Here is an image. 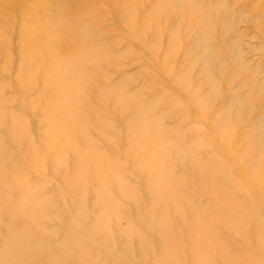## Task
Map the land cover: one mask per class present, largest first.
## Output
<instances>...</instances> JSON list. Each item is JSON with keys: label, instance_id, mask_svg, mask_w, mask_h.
Listing matches in <instances>:
<instances>
[{"label": "bare ground", "instance_id": "6f19581e", "mask_svg": "<svg viewBox=\"0 0 264 264\" xmlns=\"http://www.w3.org/2000/svg\"><path fill=\"white\" fill-rule=\"evenodd\" d=\"M24 1L0 0V72H15L17 101L23 110L0 108V264H133L128 257L131 252L149 256L143 264H259L256 257L264 256V162L243 169L240 180L233 179L232 171L223 170L221 161L234 159L231 150L220 148L217 154H208L210 149L202 139L194 137L198 129L190 137L181 133L175 139L163 128V116L153 112L148 100L125 94L123 81H110L109 72L120 66L117 60L122 54L115 49L118 40L112 44L97 41L105 16L95 0ZM127 1L117 2L118 12L112 17L129 37L134 35V25L130 21L133 7ZM162 2L156 8L158 16L168 14L171 4L176 9L179 4L178 0ZM89 10L95 15L84 20ZM15 17L23 23L19 34L13 35L10 26ZM15 38L19 49L11 50ZM14 54L23 59L15 70L8 61ZM148 54L154 60L150 50ZM39 59L47 61V67L37 66ZM154 61L158 66L161 62L166 79L171 77L179 89L177 75L167 73L172 70L167 58ZM201 70L208 73L207 60ZM3 89L0 85V93ZM178 92L182 100L195 103L191 119L208 118L207 106L203 104L201 109L198 103L209 102L208 98L199 95L195 99L194 93L182 89ZM110 98L121 117L127 106L133 107L122 117L129 131L128 144L116 155L99 149L86 134L91 127L106 139L102 130L108 123L99 107H106ZM169 98L165 96L164 102L178 104L172 100L171 105ZM233 102H226L210 120L223 123ZM28 114L46 142L30 132ZM175 125H180L178 120ZM226 132L225 125L213 131L225 143ZM41 151L43 157H39ZM176 154L185 160L182 167L213 192L210 211L190 205L187 193L174 188L179 178L170 174L168 164ZM158 162L164 165L156 167ZM19 167L48 182L41 183L53 191L52 201L37 204L38 185L30 183ZM49 171L61 178L58 186L51 188ZM133 176L140 178L138 186ZM250 182L256 184L252 191ZM220 204L227 206L225 213L217 210ZM43 209L49 213L45 215ZM72 210L77 213H66ZM55 212L83 233L81 242L90 251L81 248L73 229H59L61 240H53L54 230L44 223ZM139 213L143 220L137 217ZM122 220L128 225L124 222L127 226L120 227ZM139 221L141 228L134 224ZM211 222L238 236L251 235L254 256L227 253L219 236L209 230ZM123 235L131 245L118 243L117 237ZM92 246L97 248L94 253ZM99 255L109 259L103 261Z\"/></svg>", "mask_w": 264, "mask_h": 264}, {"label": "rangeland", "instance_id": "374dc122", "mask_svg": "<svg viewBox=\"0 0 264 264\" xmlns=\"http://www.w3.org/2000/svg\"><path fill=\"white\" fill-rule=\"evenodd\" d=\"M27 1L30 0L24 2L27 4ZM121 1L122 3L128 2L127 0H95L96 5L102 9L105 16L97 41L102 39L109 42L108 44H112L114 40L116 42L118 40L115 49L122 54L120 59H116L120 66L116 71L109 72L110 81H123L125 94L141 95L144 100H148L153 112L158 116H163V128L175 139L181 133L194 135V129H198L194 137L202 139V144L210 149L208 154L209 152L217 154L220 148L231 150L234 159L221 161L225 166L223 170L232 171L233 179L240 180L243 169H245L244 171L252 169L254 168L253 164L260 166L261 162H264V0H178L177 9L173 8L171 4L169 9L172 10L163 16L156 15V8L165 1L130 0L133 7L130 21L134 25V35H129V37L124 34V30L121 31L120 25L112 17L113 13L118 12L117 2ZM87 13L84 20L90 21L95 13L92 10ZM22 23L23 19L15 17L10 26L13 35L19 34ZM18 40V38L13 40L11 50L19 49ZM188 45L189 47H187ZM166 48L168 52H165ZM146 49H148L147 53ZM149 50L154 54L152 56L154 60L158 62L162 57L167 58L172 67V70L167 73L173 72L177 75L176 79L180 80V91L182 89L185 93H194L195 99L199 95L201 98L209 99V102L208 100L207 102L201 100L198 102L201 109L204 108V105L207 106L204 111L208 118H190L194 110L192 106H195V103L190 105L188 101L182 100L184 97L178 92V84L171 80V77L166 79L163 68L160 67L161 62L158 66L149 57ZM74 53H79V50H74ZM203 60L208 61V73L206 74L202 73L203 69L201 70ZM8 61H10L9 67L15 70L23 62V59L14 54ZM36 64L39 67L48 65L47 61L41 59ZM0 85L4 87L0 93V99L3 101V107L0 108L23 112L17 101L19 98H17L15 72H0ZM165 96L170 97L171 105L172 100L177 101L178 104L170 106L165 103L163 100ZM226 102L228 105L233 102V107L230 109L231 114L227 116L226 120L223 123L210 120ZM105 106L99 107V109L101 114L104 113L108 123L102 130V135L106 139L100 137L91 127H88L86 134L95 141L99 149L116 155L128 144L125 139L129 131L123 126L122 117L131 113L133 107L127 106V110L121 117L116 113L111 98ZM174 108L178 109L174 110ZM37 113L35 111L32 115L35 116ZM28 115L32 135L38 141L46 142L45 137L35 128L33 116ZM55 118L58 116L55 115ZM38 119H41V116ZM177 120L180 125L176 126ZM40 123L43 124V122ZM224 125L225 131H227L225 135L228 136L226 143L213 133L215 127L222 128ZM211 126H213L212 130ZM175 130L181 132L177 133ZM194 137L191 139L196 142ZM199 149L202 147L200 146ZM43 154L41 151L39 157H43ZM184 161V158L176 154L168 164L170 174L179 178L177 182L174 181V188L187 193L190 205L210 211L213 204V192L206 184L201 185L191 172L182 167ZM163 165L164 163L158 162L156 167ZM256 167L258 168V166ZM17 169L25 171L29 182L38 185L35 196L37 204L42 205L47 201H52L53 191L49 186L44 185L48 184L46 180L38 178L37 174L26 168L19 167ZM47 175L53 184L51 188L58 186L62 181L51 171ZM132 181L138 186L140 178L133 176ZM251 184L250 191L254 190L253 187L256 186L254 183ZM226 209L227 206L222 204L217 207L221 213H225ZM89 210L93 209L90 207ZM43 212L45 215L49 213L45 209ZM66 213L71 216L77 212L72 210V212L67 211ZM137 217L140 220L144 219L143 213L137 214ZM124 222L128 225L127 220H122L118 223L121 225L120 227L127 226ZM44 224L47 228L54 230L52 237L54 241H60L62 238L58 232L59 229H73L72 235L79 242L81 248L86 252L90 249L83 245L85 244L83 241L81 242L84 240L81 239L83 233L75 226L72 227L73 224L64 220L62 214L55 212L45 220ZM134 224L137 228L142 226L140 221L134 222ZM208 228L219 236L227 253L241 258L254 256L256 248L251 235L238 236L217 222H211ZM117 238L118 243H121L122 246L131 243L124 235ZM92 249L93 253L97 251L96 247L92 246ZM131 253L128 257L129 262L131 259L133 264H143L150 258L146 254ZM98 258L103 261L109 259L105 255H99ZM256 260L257 263L264 264L263 255L257 256ZM245 264L250 263L247 261Z\"/></svg>", "mask_w": 264, "mask_h": 264}]
</instances>
